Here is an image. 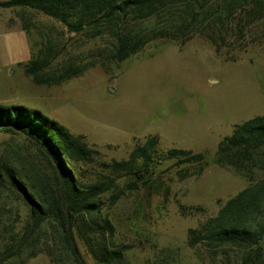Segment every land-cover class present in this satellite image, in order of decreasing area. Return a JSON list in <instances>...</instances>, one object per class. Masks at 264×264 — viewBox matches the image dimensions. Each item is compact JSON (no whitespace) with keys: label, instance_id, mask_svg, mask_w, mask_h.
<instances>
[{"label":"rangeland","instance_id":"1","mask_svg":"<svg viewBox=\"0 0 264 264\" xmlns=\"http://www.w3.org/2000/svg\"><path fill=\"white\" fill-rule=\"evenodd\" d=\"M187 10L185 2L175 8L182 16ZM188 37L183 43L179 38L153 40L116 61L107 35H75L34 10L0 8V106L41 111L85 135L107 162L126 159L147 137H158L156 159L138 188H129L126 176L119 178L120 198L113 200L110 190L100 205V217L113 227L106 239L125 247L130 264H240L238 249L226 247L214 255L201 245L191 247L187 232L264 176V149L253 156L256 162L237 168L214 160L218 143L234 125L264 114V0H251L220 19L210 15ZM48 38L57 51L50 70L65 61L89 66L58 85L33 83L16 62L29 58L27 44L35 55ZM170 148L202 153L205 162L176 164L164 158ZM0 159L46 172L38 153L20 136L0 133ZM85 167L87 180L88 170H96ZM27 215L21 200L0 195V229L9 223L7 233L22 235ZM48 236L52 246L43 245L42 253L25 259L22 250L4 264H71L57 234ZM75 237L85 262L96 264Z\"/></svg>","mask_w":264,"mask_h":264},{"label":"trees","instance_id":"2","mask_svg":"<svg viewBox=\"0 0 264 264\" xmlns=\"http://www.w3.org/2000/svg\"><path fill=\"white\" fill-rule=\"evenodd\" d=\"M249 1L0 0V8L34 10L57 20L75 35H107L111 38L110 57L122 61L153 40L179 38L183 43L210 15L220 19L221 14H231ZM182 2L188 7L184 16L175 11ZM45 42L35 55L18 63L33 83L58 85L89 66L65 61L50 70L57 51L49 38ZM0 133L26 140L46 169L43 172L34 166L10 165L0 159V195L5 200H21L28 211L22 235L7 233L9 223L0 229V264L22 250H26L25 259L42 253L43 245L52 246L48 236L52 231L71 264H87L75 235L82 239L96 264H130L125 247L113 246L106 239L113 227L108 219L100 217V205L102 196L110 190L113 200L120 198L124 190L117 189L115 181L119 178L126 176L128 187L138 188L156 159L158 137H147L126 159L107 162L100 159L99 151L85 135L74 134L41 111L24 105L0 106ZM262 149L264 114H259L234 125L232 133L218 143L214 160L221 166L237 168L241 162L255 161L253 156ZM164 158L176 159V164L205 162L202 153L180 148L168 149ZM87 165L96 171L88 170L90 178L85 180ZM203 169V165L199 167L200 172ZM187 234L191 247L201 245L214 255L226 247L235 248L240 251V264H264V176L227 199L214 216L189 228Z\"/></svg>","mask_w":264,"mask_h":264},{"label":"crops","instance_id":"3","mask_svg":"<svg viewBox=\"0 0 264 264\" xmlns=\"http://www.w3.org/2000/svg\"><path fill=\"white\" fill-rule=\"evenodd\" d=\"M21 31V30H20ZM22 32V34H24V32L23 31H21ZM25 39H26V37H25ZM27 41V40H26ZM27 43V42H26ZM27 49H28V55H29V58H30V56H31V53H30V49H29V47H28V44H27ZM28 58V59H29ZM27 59V60H28ZM19 62H25V61H18V62H16V63H19Z\"/></svg>","mask_w":264,"mask_h":264},{"label":"water","instance_id":"4","mask_svg":"<svg viewBox=\"0 0 264 264\" xmlns=\"http://www.w3.org/2000/svg\"><path fill=\"white\" fill-rule=\"evenodd\" d=\"M107 90H108L110 93H113V92H114V90H113L112 87L107 88Z\"/></svg>","mask_w":264,"mask_h":264}]
</instances>
